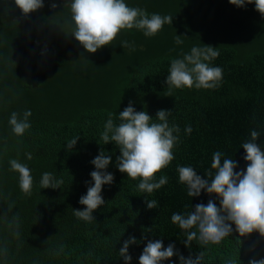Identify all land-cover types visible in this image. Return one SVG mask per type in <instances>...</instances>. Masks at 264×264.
Returning <instances> with one entry per match:
<instances>
[{"label":"trees","instance_id":"trees-1","mask_svg":"<svg viewBox=\"0 0 264 264\" xmlns=\"http://www.w3.org/2000/svg\"><path fill=\"white\" fill-rule=\"evenodd\" d=\"M57 6L52 8V4ZM68 0H44V7L25 16L15 0H0V264H125L119 251L128 249L130 264L149 241L174 245L178 253L162 264H181L180 256L201 264H250L264 259V237L233 232L219 244L199 239L185 247L187 232L171 221L173 213L187 215L198 204L220 200L206 191L187 195L179 182L178 166H191L204 179L214 177L213 154L237 161L245 170L242 145L251 132L264 150V17L254 4L238 8L229 0H125L129 7L147 13L171 15L172 24L152 37L142 30H123L109 46L87 53L72 34ZM176 36L184 37L183 43ZM127 41V47L122 42ZM218 48L211 66L222 68L215 89H173L165 83L172 59L182 58L194 46ZM131 102L137 112L156 120L159 110L170 111V126H179L175 159L157 174L168 183L153 193L138 190L117 167L119 147L104 144L101 133L109 113L119 125V113ZM31 110L30 129L22 137L13 134V112ZM191 126V134L185 132ZM175 135V133H174ZM79 137L70 151L67 143ZM103 151L111 156L105 170L114 176L102 188L104 205L86 222L73 210H84L81 196L94 182L92 161ZM26 153H31L28 160ZM16 159L27 165L33 177L29 194L19 187V174L10 169ZM213 177H208V171ZM62 179L59 189H43V173ZM146 200H156L149 209ZM149 229L151 231H149ZM189 231H196L192 229ZM198 236V233H197Z\"/></svg>","mask_w":264,"mask_h":264},{"label":"clouds","instance_id":"clouds-1","mask_svg":"<svg viewBox=\"0 0 264 264\" xmlns=\"http://www.w3.org/2000/svg\"><path fill=\"white\" fill-rule=\"evenodd\" d=\"M235 7L243 8L246 4H254L255 10L264 17V0H229ZM71 12L72 34L87 53L95 54L98 49L111 45L123 30H142L146 37L158 34L166 24H172L171 15L149 14L146 10L129 7L125 0H68ZM15 5L28 16L44 7V0H15ZM52 8L57 6L53 3ZM184 37L176 36L178 44L183 43ZM127 47L128 42H122ZM218 48L203 45L194 46L190 53L183 54L182 58L172 59L169 75L165 83L171 97L173 89H215L222 80L223 70L218 66H211V61L219 56ZM31 110L23 114L13 112L9 119L12 132L17 137H22L31 127L29 117ZM170 111L159 110L156 120L146 112H137L131 102L119 113L121 123L117 126L113 122V114L109 113L101 140L104 144L115 142L119 147L120 156L117 157V167L121 173L132 180L139 179L138 190L151 194L168 183L167 176H156L175 159L173 150L179 142V126L168 123ZM185 132L191 134V126H186ZM175 133V135H174ZM260 133L251 132V139L243 143L242 148L247 162L245 170L236 171L238 164L232 158L221 160L222 153L213 154L211 169L207 172L211 181L204 179L191 166H178L179 182L187 186L189 197H198L201 191H206L209 196H216L220 206L211 199L207 205L198 204L195 210L187 215L173 213L171 221L180 229L187 232L185 247H190L196 240L204 244H219L225 237L233 232L232 225L240 237H246L256 232L264 237V150L256 142ZM79 137L67 143V149L72 150ZM31 160V153H26ZM10 169L19 174V187L29 194L33 186V177L29 167L16 159L9 161ZM111 163V156L101 151L92 164L95 171L91 172L94 182L87 189V194L81 196L79 203L84 210H73L76 217L86 222L94 220L93 213L104 205L101 195L104 185H110L114 176L105 171ZM43 189H59L63 180H57L52 173L45 172L40 181ZM147 207H158L156 200H146ZM196 229V231H189ZM149 231H151L149 229ZM198 233V236H197ZM137 243L135 237H130L123 243L119 254L125 264H130L132 257L128 253L129 246ZM174 245L164 247L162 241H149L139 257V264H162L174 255ZM181 264H201L203 253L195 258L185 259L179 257ZM228 264H237L229 260ZM250 264H264V259L251 260Z\"/></svg>","mask_w":264,"mask_h":264}]
</instances>
